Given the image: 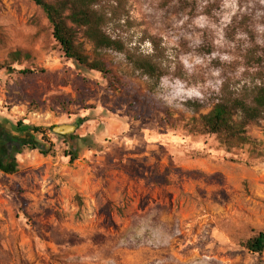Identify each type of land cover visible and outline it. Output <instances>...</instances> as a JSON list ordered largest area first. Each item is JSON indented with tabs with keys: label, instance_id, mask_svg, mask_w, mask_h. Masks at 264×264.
Wrapping results in <instances>:
<instances>
[{
	"label": "rangeland",
	"instance_id": "374dc122",
	"mask_svg": "<svg viewBox=\"0 0 264 264\" xmlns=\"http://www.w3.org/2000/svg\"><path fill=\"white\" fill-rule=\"evenodd\" d=\"M98 10L126 50L156 57L159 82L80 32L111 84L65 58L32 1L0 0V128L49 151L25 149L16 174L0 172V264H264L244 247L264 231V121L240 149L199 125L217 99L264 84V0ZM62 125L76 129L55 134Z\"/></svg>",
	"mask_w": 264,
	"mask_h": 264
},
{
	"label": "trees",
	"instance_id": "16d2710c",
	"mask_svg": "<svg viewBox=\"0 0 264 264\" xmlns=\"http://www.w3.org/2000/svg\"><path fill=\"white\" fill-rule=\"evenodd\" d=\"M30 1L47 16L53 28V39L65 58L79 66L101 73L111 84L116 82L106 62L90 61L77 40L78 34L82 32L83 38L93 45L95 52L105 50L124 53L135 72L151 80L155 79L156 82L163 76L155 61L156 57L132 53L125 49L121 41L114 40L106 31L104 32L107 15L98 10L100 0ZM260 121H264V84L256 86L250 95L219 98L206 114L199 116L201 129L206 134L218 137L221 144L228 149L255 147L256 142L248 136L247 128ZM30 132L42 133L41 129L35 127ZM69 138L73 140V137ZM25 149L38 150L44 156L49 154L42 142L29 139L27 136L17 137L10 131L0 128V172L5 175L16 174L18 172L16 156L22 154ZM69 157L70 162L77 161L78 151L75 149ZM244 247L253 255H261L264 252V231L247 241Z\"/></svg>",
	"mask_w": 264,
	"mask_h": 264
},
{
	"label": "water",
	"instance_id": "95a60500",
	"mask_svg": "<svg viewBox=\"0 0 264 264\" xmlns=\"http://www.w3.org/2000/svg\"><path fill=\"white\" fill-rule=\"evenodd\" d=\"M76 127L75 126H68V125H62L58 127L53 128V132L57 135L60 136H69L71 133L75 131Z\"/></svg>",
	"mask_w": 264,
	"mask_h": 264
},
{
	"label": "crops",
	"instance_id": "0c3cea01",
	"mask_svg": "<svg viewBox=\"0 0 264 264\" xmlns=\"http://www.w3.org/2000/svg\"><path fill=\"white\" fill-rule=\"evenodd\" d=\"M144 259H145V256L140 255L138 256V258L134 259L133 263L138 264L137 262H140L141 260H144Z\"/></svg>",
	"mask_w": 264,
	"mask_h": 264
}]
</instances>
